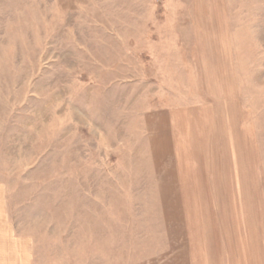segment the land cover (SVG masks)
Segmentation results:
<instances>
[{"label":"rangeland","instance_id":"1","mask_svg":"<svg viewBox=\"0 0 264 264\" xmlns=\"http://www.w3.org/2000/svg\"><path fill=\"white\" fill-rule=\"evenodd\" d=\"M0 264H264V0H0Z\"/></svg>","mask_w":264,"mask_h":264},{"label":"crops","instance_id":"2","mask_svg":"<svg viewBox=\"0 0 264 264\" xmlns=\"http://www.w3.org/2000/svg\"><path fill=\"white\" fill-rule=\"evenodd\" d=\"M160 116H163V118L165 117L168 120V125H169V123H171V121H170L171 119L176 118V116L173 115V113H161ZM165 124H166V122H165ZM159 126H161V128L163 129L162 133L159 132V134L161 133V135L164 136L163 137V139H164V138H166V135H169V133H168L169 132V127L165 126V128H164L162 126V122H161V125H159ZM173 131H174V129H173ZM195 251H197V250L195 249Z\"/></svg>","mask_w":264,"mask_h":264}]
</instances>
